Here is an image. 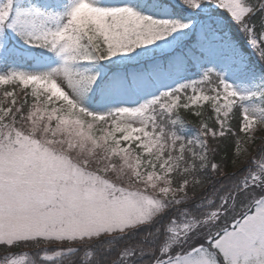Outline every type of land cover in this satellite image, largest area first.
I'll list each match as a JSON object with an SVG mask.
<instances>
[{"label": "snow or ice", "instance_id": "6c2138e0", "mask_svg": "<svg viewBox=\"0 0 264 264\" xmlns=\"http://www.w3.org/2000/svg\"><path fill=\"white\" fill-rule=\"evenodd\" d=\"M0 264H264V0H0Z\"/></svg>", "mask_w": 264, "mask_h": 264}]
</instances>
